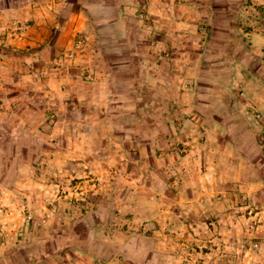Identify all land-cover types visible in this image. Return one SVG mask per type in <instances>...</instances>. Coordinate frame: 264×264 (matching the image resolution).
I'll use <instances>...</instances> for the list:
<instances>
[{"label": "rangeland", "instance_id": "1", "mask_svg": "<svg viewBox=\"0 0 264 264\" xmlns=\"http://www.w3.org/2000/svg\"><path fill=\"white\" fill-rule=\"evenodd\" d=\"M150 1L67 46L74 74L56 88H0V264H264V112L248 104L264 0ZM232 103L250 132L220 113ZM217 119L232 152L214 149ZM234 151L237 181L215 184Z\"/></svg>", "mask_w": 264, "mask_h": 264}, {"label": "crops", "instance_id": "2", "mask_svg": "<svg viewBox=\"0 0 264 264\" xmlns=\"http://www.w3.org/2000/svg\"><path fill=\"white\" fill-rule=\"evenodd\" d=\"M0 1L2 4L4 1L0 9L7 15V18H9L8 22L12 24L13 29H16L0 30V67L3 68V73L0 74V88L5 90L7 88L3 85L7 86L9 83L6 84L5 82L8 81L16 85H21L22 87H25L29 82L37 81L43 83L47 90L50 86L56 88L59 83L62 84L64 82V79L71 74L70 72L74 74L73 64H67L62 58L63 51L66 50L65 48H67V46H69L68 49H76L77 37H88L90 36L89 34L95 35V28L107 27L109 29L115 26V24L120 27L122 24L126 26L128 19H132L126 15L127 12L125 10L124 0H114L112 4L106 3L105 0H91L94 2L91 3V11L97 10L98 17L95 16L96 14H90L87 17L88 11L84 8L86 4L83 0ZM103 2L104 4H102ZM151 2L152 0L150 3ZM137 5L136 2H133L134 9L137 8ZM150 6V9L154 12L156 5ZM19 23L23 26L19 27ZM124 26L123 29H125ZM99 33H103V30H100ZM63 40L68 41V43H63ZM64 54H66V52ZM253 77L255 78L251 79L253 80L252 84H258L259 90L252 86V91H250L252 94L250 93L248 95V104L264 112V81L260 75ZM27 87L29 86L27 85ZM246 109L248 108L243 107V110H240L237 106H233L232 103L228 109H221L220 113L224 114L225 118L230 116L231 120L228 123L233 125H235L237 121H241V126L246 131L250 132L249 124H251L252 121L250 113L252 111L250 112L249 109L247 110L245 119L243 111H246ZM226 114H228V116H226ZM195 119V117H189V119L185 118L183 121L187 123ZM224 120H216L221 130H225V132L219 130L222 135L223 133L230 132L227 128L229 125L223 124ZM183 121H180L174 126V131H180L182 129L185 124ZM259 127L261 128V125ZM255 129H258V127H254L252 130ZM225 135L217 137L214 149L216 150L218 147L220 148L226 145L232 152L239 141L228 139ZM201 136L205 137V133ZM216 151L218 152V150ZM235 152L236 151H234L232 158H230V156H221L218 159V155H216L217 161H213L215 166L213 165L214 172L212 173L215 184L217 183L218 185L220 181H222V183L223 181H229V183L237 181V173L240 174V172H238L237 169L235 170L237 167L235 165L239 164V161L235 160ZM241 156L243 158L242 163H244V161L253 162V160L248 159L250 158L249 156ZM186 160L188 163H191V161H194V158L191 155H187ZM263 162L264 158H261L258 164L263 166ZM203 165L204 169L201 171V174L206 178L210 172L205 168V162H203ZM262 168H264V166ZM188 169L191 168L188 167ZM246 184H248L249 190L262 187L260 181H252ZM206 188L212 189L210 185Z\"/></svg>", "mask_w": 264, "mask_h": 264}, {"label": "trees", "instance_id": "3", "mask_svg": "<svg viewBox=\"0 0 264 264\" xmlns=\"http://www.w3.org/2000/svg\"><path fill=\"white\" fill-rule=\"evenodd\" d=\"M48 240H50V239H48Z\"/></svg>", "mask_w": 264, "mask_h": 264}]
</instances>
